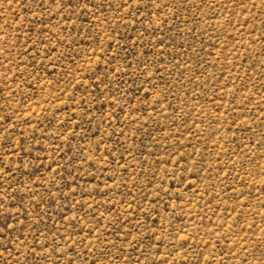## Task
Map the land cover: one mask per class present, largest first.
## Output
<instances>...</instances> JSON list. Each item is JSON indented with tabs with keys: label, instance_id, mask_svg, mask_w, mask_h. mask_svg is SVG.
<instances>
[{
	"label": "rangeland",
	"instance_id": "rangeland-1",
	"mask_svg": "<svg viewBox=\"0 0 264 264\" xmlns=\"http://www.w3.org/2000/svg\"><path fill=\"white\" fill-rule=\"evenodd\" d=\"M0 264H264V0H0Z\"/></svg>",
	"mask_w": 264,
	"mask_h": 264
}]
</instances>
